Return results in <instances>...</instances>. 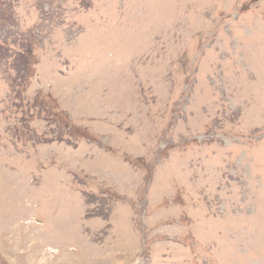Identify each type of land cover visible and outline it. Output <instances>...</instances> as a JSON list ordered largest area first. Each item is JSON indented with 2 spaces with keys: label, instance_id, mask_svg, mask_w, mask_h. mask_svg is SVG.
<instances>
[{
  "label": "rangeland",
  "instance_id": "rangeland-1",
  "mask_svg": "<svg viewBox=\"0 0 264 264\" xmlns=\"http://www.w3.org/2000/svg\"><path fill=\"white\" fill-rule=\"evenodd\" d=\"M0 51V264H264V0H4Z\"/></svg>",
  "mask_w": 264,
  "mask_h": 264
},
{
  "label": "trees",
  "instance_id": "trees-1",
  "mask_svg": "<svg viewBox=\"0 0 264 264\" xmlns=\"http://www.w3.org/2000/svg\"><path fill=\"white\" fill-rule=\"evenodd\" d=\"M0 2H4V0H0ZM1 52V51H0ZM24 69L23 70H26V68L25 67H23Z\"/></svg>",
  "mask_w": 264,
  "mask_h": 264
}]
</instances>
